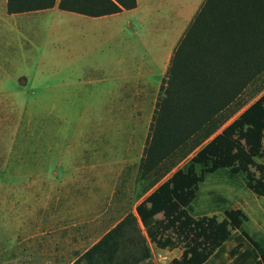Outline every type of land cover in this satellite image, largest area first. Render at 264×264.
<instances>
[{
    "label": "rangeland",
    "instance_id": "1",
    "mask_svg": "<svg viewBox=\"0 0 264 264\" xmlns=\"http://www.w3.org/2000/svg\"><path fill=\"white\" fill-rule=\"evenodd\" d=\"M67 13L59 10L58 27L50 24L29 42L16 32L0 47V264H38L37 243L50 264H67L128 211L135 212L170 174L145 190L149 179L139 175V162L149 129L131 135L132 147L122 149L119 141L128 135L95 134L109 121L107 101L121 83V36L113 38L100 20H73ZM157 60L155 80L164 54ZM250 170L264 178V169L253 164ZM214 173L201 190L213 187L224 194L229 205L247 214L244 228L264 234V195L245 186V171L232 178ZM211 214L223 217L222 210ZM166 233L175 235L172 229ZM149 246L148 261L137 264H172L183 243Z\"/></svg>",
    "mask_w": 264,
    "mask_h": 264
},
{
    "label": "trees",
    "instance_id": "2",
    "mask_svg": "<svg viewBox=\"0 0 264 264\" xmlns=\"http://www.w3.org/2000/svg\"><path fill=\"white\" fill-rule=\"evenodd\" d=\"M55 1L7 0V10ZM135 4L58 0L61 8L91 15ZM253 164L264 169V0H202L170 56L139 162V175L149 179L145 190L170 174L70 264H137L148 261L149 242L171 247L179 240L183 248L172 264H264V234L244 228L245 211L215 188H200L209 173L232 178L243 170L245 186L264 195ZM215 210L223 211L220 220L208 215ZM171 229L174 236L166 233Z\"/></svg>",
    "mask_w": 264,
    "mask_h": 264
},
{
    "label": "crops",
    "instance_id": "3",
    "mask_svg": "<svg viewBox=\"0 0 264 264\" xmlns=\"http://www.w3.org/2000/svg\"><path fill=\"white\" fill-rule=\"evenodd\" d=\"M201 1L195 0L191 4V0H136V4L129 8L91 15L61 8L58 6V0L45 8L9 12L7 0H0V47L6 37L16 32L27 35L29 42V39L38 37L50 24L58 27L56 17L59 10L67 11L69 18L73 20L104 22L113 38L118 37V34L121 36L119 59L121 83L107 101L110 103L109 121L95 134L128 135L119 141L121 145L125 143L120 148L132 147L135 140L131 135L144 133L149 129L160 84L172 51ZM159 54H164L163 71L155 80V64L158 62ZM77 159V157L73 159V165L78 162ZM29 228L30 226L25 225L26 230ZM42 233L41 230L39 234ZM37 246L38 264L53 263L46 255L45 247L40 243H37Z\"/></svg>",
    "mask_w": 264,
    "mask_h": 264
}]
</instances>
